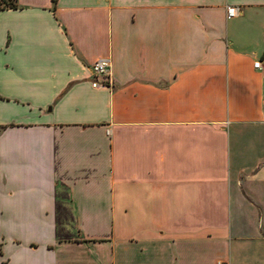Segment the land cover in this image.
<instances>
[{"label":"crops","instance_id":"obj_1","mask_svg":"<svg viewBox=\"0 0 264 264\" xmlns=\"http://www.w3.org/2000/svg\"><path fill=\"white\" fill-rule=\"evenodd\" d=\"M15 4L0 264H264V0Z\"/></svg>","mask_w":264,"mask_h":264},{"label":"built area","instance_id":"obj_2","mask_svg":"<svg viewBox=\"0 0 264 264\" xmlns=\"http://www.w3.org/2000/svg\"><path fill=\"white\" fill-rule=\"evenodd\" d=\"M237 14L236 7H228L226 10L227 18H232ZM255 69H260V63H254ZM90 73L92 76V87H109L110 86V60L103 58L95 61L90 66Z\"/></svg>","mask_w":264,"mask_h":264},{"label":"trees","instance_id":"obj_3","mask_svg":"<svg viewBox=\"0 0 264 264\" xmlns=\"http://www.w3.org/2000/svg\"><path fill=\"white\" fill-rule=\"evenodd\" d=\"M15 8H16L15 0H10L9 4H4L3 6H0V10L15 9Z\"/></svg>","mask_w":264,"mask_h":264},{"label":"rangeland","instance_id":"obj_4","mask_svg":"<svg viewBox=\"0 0 264 264\" xmlns=\"http://www.w3.org/2000/svg\"><path fill=\"white\" fill-rule=\"evenodd\" d=\"M10 3V0H0V6H3L4 4H9Z\"/></svg>","mask_w":264,"mask_h":264}]
</instances>
